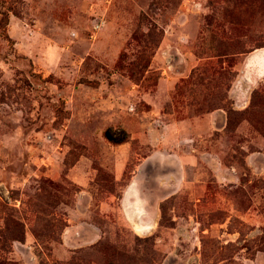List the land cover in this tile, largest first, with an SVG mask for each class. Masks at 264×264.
I'll list each match as a JSON object with an SVG mask.
<instances>
[{
    "label": "rangeland",
    "instance_id": "obj_1",
    "mask_svg": "<svg viewBox=\"0 0 264 264\" xmlns=\"http://www.w3.org/2000/svg\"><path fill=\"white\" fill-rule=\"evenodd\" d=\"M263 50L264 0H0V264H264Z\"/></svg>",
    "mask_w": 264,
    "mask_h": 264
},
{
    "label": "crops",
    "instance_id": "obj_2",
    "mask_svg": "<svg viewBox=\"0 0 264 264\" xmlns=\"http://www.w3.org/2000/svg\"><path fill=\"white\" fill-rule=\"evenodd\" d=\"M255 57H256V61L259 62L255 65L256 74L259 77V76H262L264 74L263 73L264 71H262V70H264V50L261 51L260 53L256 54ZM258 64H260V66ZM124 198H125L124 204L127 207L133 208V211L131 212V214L129 213L131 216H132V214H134L133 216H138L139 214L144 212V210L141 209V206H142L141 205V197H140L139 193H137L136 189L131 190L130 192L129 191L125 192ZM127 199L129 200L128 202L126 201ZM137 225L141 230H145L149 226H151V223L141 220L139 223H137Z\"/></svg>",
    "mask_w": 264,
    "mask_h": 264
},
{
    "label": "bare ground",
    "instance_id": "obj_3",
    "mask_svg": "<svg viewBox=\"0 0 264 264\" xmlns=\"http://www.w3.org/2000/svg\"><path fill=\"white\" fill-rule=\"evenodd\" d=\"M258 58V57H257ZM257 63H259V62H257ZM259 66H260V64H258ZM260 70V69H259ZM262 71H264V70H262ZM261 72V71H260ZM264 73V72H263ZM260 77V76H259Z\"/></svg>",
    "mask_w": 264,
    "mask_h": 264
}]
</instances>
